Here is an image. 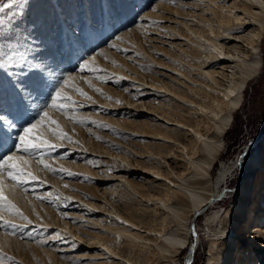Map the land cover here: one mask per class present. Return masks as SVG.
Listing matches in <instances>:
<instances>
[{"label": "bare ground", "instance_id": "1", "mask_svg": "<svg viewBox=\"0 0 264 264\" xmlns=\"http://www.w3.org/2000/svg\"><path fill=\"white\" fill-rule=\"evenodd\" d=\"M0 2H4V0H0ZM111 2L112 0H103L98 4V6L102 4L99 11L101 18L105 19L102 22H108V14H111L112 10ZM122 2L126 3L122 0L116 5L122 4ZM199 2L204 7L202 14L199 16L195 15V12L188 14L191 17H199L198 22H194L191 17L186 18L182 21L186 33L179 29L173 30L176 33H169L172 38L168 39L175 47L170 57L171 63L165 64L164 61L156 60V52L149 48V57L157 61L160 67L167 69L168 82L157 86L154 84L157 83L156 81H148L149 78L145 80L146 76H144L142 80L146 81L147 85L141 83L144 85L143 92L125 93L124 95L127 102L124 110L125 116L133 121H142L141 118H143L142 122H138L142 130L140 132L133 131L130 135L145 137L147 150L139 151L137 148L123 145L115 146L112 153L106 151L105 158L118 166L115 172L111 171V174L107 170L108 175H105L103 171L95 173L91 167H85V174H94L100 178L98 183H94L100 184L103 191L104 201L100 206L95 205L94 202L98 199L89 197V195L81 196L65 186L69 184L65 179L74 177V175H67L69 171L65 170L61 173L57 168V173L50 172L53 174L51 175L48 173L49 171L41 170L42 165L33 161L30 170L38 177V181L29 182L27 185L37 184L36 186L42 190L24 193L20 189L9 186L4 194L24 215L29 216L31 222L38 225L35 231L40 240L38 239L39 242L36 243L28 242L36 233L24 225L29 234L27 242H22L20 237L14 234L11 237L9 229L5 228L2 231L0 228L1 250L4 252L16 251L21 259L27 253L43 257L41 251L44 253L43 255L54 258V253L50 247H47L48 232L57 230L58 233L55 235H61L67 241L65 242L66 246L62 247L63 250H67L64 252H68V249L74 247L82 250L90 248L92 251L88 252H95L90 258L95 262L94 264H174L179 251L185 245L190 247L185 263L192 264L197 243L189 241L191 217L198 215V212L206 205L214 204L223 198V184L233 167L224 166L220 169L215 182H212L211 170L222 154L225 134L234 120V112L243 102L244 91L248 83L260 73L263 63V59L260 57L261 42L264 37V0H233V2L231 0H199ZM92 7L94 13L97 6ZM34 10L36 16L33 19V24L35 25L37 18L38 21L41 20V28H43L39 31L44 35L47 30L51 29L50 17L39 18L49 13L42 9L41 4L34 6ZM131 13L134 14V11ZM205 13L207 15H204ZM129 17L131 18L132 15ZM141 24L140 22L136 29L139 34L143 35L145 41L151 40V34L158 38L159 33L162 32L157 19L153 26L150 23L148 25ZM48 32L47 37L52 39L53 32L51 30ZM78 42L76 44L80 43ZM73 44L75 46V43ZM95 50L96 48L90 52L88 58H85L87 61L95 56V67H97L96 65L105 66L110 71L125 74V72L116 70L113 65L107 66L111 63L110 60L114 59L113 53H95ZM151 53L154 54V57ZM101 59H104V62ZM53 63L52 61L49 64V70L54 69L51 67ZM61 63L60 60L57 61L58 68L52 72L55 74L51 83L56 81L57 73L62 70ZM142 66L139 67L141 74L144 75ZM89 73L90 75L85 78L78 74H70L72 79L69 80V86L66 87L67 93L76 98L71 92L73 91L71 88L74 89L76 86L75 83H72L76 77L78 78L76 82L86 80L94 85L97 82L95 79H98L99 76L94 73L91 76L92 73ZM131 79L133 82L131 81L130 85L136 86L134 81H138V78L131 76ZM86 84L89 85V83ZM151 95L163 96L164 100L154 105L152 99L146 100ZM5 100L7 101L6 98ZM113 105L115 104L113 103ZM47 111L48 115L54 113L51 110ZM59 118L63 119V121L55 120L57 123H62L59 125V130L65 133L70 132L66 127L65 117L59 116ZM76 118L82 119L85 124L83 115L76 112ZM83 124L81 125L83 126ZM72 128L76 131L77 126L73 124ZM40 130L45 138L58 146V151L63 153L66 148L78 149V145L72 138L70 141L55 140L45 128ZM122 132L126 133L124 130ZM86 138L83 136V140H81L83 146L79 145L82 150L76 152L79 159L86 158L79 155L80 152L86 151L83 148L90 149V139L86 142L84 141ZM151 144L160 146V150H157L158 152L150 150L149 145ZM262 147L264 150V143ZM262 150L258 152L257 158L251 160L252 168L261 165L260 157L264 156ZM129 153L134 157L131 158ZM70 154L75 156L74 152ZM49 156L52 154L50 153ZM59 161V166L63 169H74L73 167L76 165L68 162L65 164L63 158H59ZM81 161L84 162V160ZM45 162L48 164L50 161L46 159ZM237 164H239L238 160L234 166ZM134 177L141 178L136 182ZM84 179L90 181L91 178L85 175ZM259 182L262 192H259L258 196L263 199V202H258L257 210V206H254L257 202L253 200V208L251 207L250 213H245L249 203L247 186V189L240 190L239 196L229 210L234 214L237 213L239 219L246 218L245 228L243 227L244 229L241 231L243 233L239 237L253 246L242 247L241 244L239 246L238 241L230 236L227 226L220 227L221 230L217 233L209 225V229L215 232L214 235L226 233L220 237L226 241V244L217 247L211 243L205 264H263L261 258H264V222L260 218L264 217L262 214L264 213V177ZM47 189H52L51 195H56L61 199L60 204L51 203L66 209L69 208V214L72 216L71 221L64 217L57 221L54 220L55 206L37 199V196L48 195L49 193L45 192ZM118 191L126 195H122V200L127 201V211H123L119 207L118 202L121 194ZM108 193H111L110 196H107ZM46 199L48 200V198ZM78 202L82 203L78 204ZM137 203L138 205H136ZM85 204L100 209V212L84 207ZM38 214L46 220L41 221ZM4 219L15 225H17L16 222L26 225L25 221L7 213L4 214ZM0 222L3 224V221ZM45 224L47 226H44ZM86 224L93 225L91 228L98 233L95 238H90L89 241L92 243L86 242L80 232L82 226L88 227ZM70 239L73 240L69 241ZM78 242L80 244L77 245ZM239 243L242 242L239 241ZM85 244L86 246L79 247ZM69 252L72 251L69 250ZM0 255L5 256V254ZM84 256L86 257V254L78 258L85 259ZM54 260L56 259L54 258Z\"/></svg>", "mask_w": 264, "mask_h": 264}, {"label": "rangeland", "instance_id": "2", "mask_svg": "<svg viewBox=\"0 0 264 264\" xmlns=\"http://www.w3.org/2000/svg\"><path fill=\"white\" fill-rule=\"evenodd\" d=\"M100 1L103 0H4V2H0V48H2L5 52L12 51L17 53L15 56V61H19L21 57H24L29 63L38 65L39 67L36 70L44 72L46 79L47 77L51 79L54 78L53 75L55 72H52L55 68H58V64L56 63L60 60L62 62L61 69L63 72L62 70L57 69L59 70V73L56 72L58 76L55 77L57 79L55 82H53V85L59 83L62 80L68 79V76L71 77L70 74H78L82 78L90 75V73L87 71L80 72L78 66L87 61L85 58H88L92 50L87 49L81 52V50H79L80 47H78L76 48V56L74 53L72 54L71 48L74 46L73 43L76 44L78 41L80 42L78 43L82 45L86 44V42L89 43L92 35L96 37L98 41V44L95 46V53H113L114 59H109L111 63H109L107 66L113 65L116 70L125 72V74L116 73L110 71V69L105 66L96 65L97 68L102 69L103 72L94 73V75L99 77L98 79H95L97 82H95L94 85L91 84V87L86 84V80L76 82L78 80L76 77L75 81L72 82L76 84L74 89L83 90L85 93H87V97L91 98L88 99L85 96L79 95L75 91H71L76 96L75 98L71 95V98L73 100L75 99L77 104L76 112L83 115L86 121L82 126L79 123H73L69 119L65 118L66 127L68 131H70L66 133L70 138H72L73 141H75V143L78 145V149L71 150L70 148H66L62 153L61 151H58L57 146L51 152L52 156H49L50 153H45L47 159L52 162H48V165L53 169H63V167L59 166V158H63L65 164H67V162L71 163L72 165L76 164L73 167L74 169H63L73 173L74 175V177H71L70 179H65L66 182H69V184L66 186L81 196L89 195V197L98 199L94 202L95 205L99 206L104 201L103 191L101 190L100 184L94 183H98L100 178L96 177L94 174H85V167H91L95 173L103 171L105 172V175H108L107 170L110 171L109 174H111V171L115 172L118 166L116 163L109 161L108 158H105V155H107L105 154L106 151L108 153H112L115 150V146L123 145H129V147L137 148L139 151L147 150V145H145L146 141L144 140L145 137H134L133 135H130V133H133V131L140 132L142 130L139 127L140 123L138 122H142L143 118H141L142 121H133L132 119L130 120L127 118V116H125L124 110L126 109L125 107L127 102L124 99V95L125 93L133 94L134 92H143L144 85H141V83L143 82L145 85H147L146 81L144 82L142 80L144 76H146L145 80H148L149 78L148 81H156L157 83L154 84L157 86L168 82V78H166L167 69L160 67L157 61L152 59V57H149L150 50L153 49L156 52V60L164 61L165 64L171 63L172 59L170 57L172 56L175 47L168 39L172 38L169 33H176L173 30L177 29L186 33V29L182 21L191 17L188 16V14L190 15L192 12H195V15L198 14L197 16H199L204 10V7L200 4L199 0H148L146 4H144L146 0H143V2L142 0H123L126 1L124 4L122 2L123 6H121V3L116 5L117 2L122 0H112L111 14H108V20H110L108 22L109 24H107V29L110 31L109 32L107 29L104 30L105 22L102 21L105 20L101 18L102 16L99 12L102 4L101 6L99 5L100 7L98 6ZM231 2H233V0H231ZM39 4H41L42 9L49 13L48 15H43L39 19L50 17L49 21L52 25L51 29L49 30L53 32L52 35L54 40L53 37L52 39L47 37L49 35V30H47L44 35L40 33L43 28H41V20L38 21L37 18V20L35 19V25L33 24V19L36 16L34 6ZM92 6L99 7H96L98 11L95 9L96 11L93 13ZM193 6L195 7L193 8ZM133 11L134 14H130V12ZM128 14L129 16L132 15V17L130 18ZM204 15H207V13ZM96 17H98V19H96ZM191 18L194 20V22H198L199 17ZM156 19L160 24V30L162 32L159 33L160 35L158 38L155 37L154 34H151V42L148 40L145 41L143 35L139 34L136 28L139 26L140 22L142 23L141 25H148V23H150L153 26ZM111 44H116L118 48L121 49V51H117L116 49L110 47ZM261 44L262 52L260 57L263 59V63L260 73L248 83L247 88L244 91L243 102L234 112V120L225 134V145L222 154L218 157L211 170V179L212 182H215L220 169H222L224 166L233 167V169L228 174L226 182L223 184V198L214 204L210 203L206 205L201 209L200 212H198V215L191 217L190 234H188L189 241L191 243H197V248L195 249L196 253L194 255V259L192 260V264H205L208 249L211 243L217 247L219 245V247H221L222 245L226 244V241L223 238H220L226 235V233L214 235L215 232L209 229V225H211L212 229L217 233L221 230L220 227L224 228L227 226L230 230V236L238 241L237 243L239 246L240 244L242 247H247V245L250 247L253 246L251 243L249 245L246 241L241 240L239 237V235L243 233L241 231L245 228L244 226L246 223V218L242 217L239 219L237 213L234 214L233 211L229 210L231 209L233 202L239 196V192L242 188L247 189L248 187V202L250 203H248L246 206L245 213H250V209L253 208V200L257 202L254 204L255 207L258 205V202H263V199L259 198L258 196L259 192H262V186H259L258 183H260L259 181L264 177V156L260 157L261 165L258 167H251V160L258 157V152L263 149L262 145L264 143V37L262 38ZM79 54L81 55L79 56ZM152 56L154 57V54H152ZM101 60L104 62V59ZM15 61L12 63L5 61L6 67L4 70L11 72L15 69H18L19 64L15 63ZM52 61L54 63L51 64V67L54 69L49 70L48 67ZM139 66L143 67L144 75L141 74V68ZM91 73L92 76L93 72ZM131 76L138 78V81H134L136 86L130 85L133 82ZM68 86L69 84L67 87ZM131 88L132 90H130ZM96 89H99V92H97ZM71 90L73 89L71 88ZM65 91L67 92V88H65ZM114 92L116 93L114 94ZM4 98L8 99L6 83L4 86ZM149 99H152L153 104L156 105L164 100V97L151 95L146 100ZM111 101L115 105H113ZM32 108L34 114H36L37 118H39V115L42 114H40V105H32ZM47 110H51V108L46 109V111ZM59 116H62V118L65 117L57 112L50 113L49 115L52 120L63 121V119L59 118ZM58 123L56 121V124L62 125L61 122ZM73 124L77 126L76 131L72 128ZM50 127L55 128L56 125H51ZM122 130L126 131V133L122 132ZM40 132L42 131L40 130ZM83 136L87 137L84 140L86 142H88V139H90V149L83 148V150L86 151L80 152L79 155L80 157L86 158L79 159L78 153L76 154V152H78L77 150H82L79 145L83 146V143L81 142V140H83ZM251 146L253 147L250 148ZM149 147L150 150L153 149L152 151L154 152H158L161 148L160 146L154 144L149 145ZM71 152H74L75 156H72L73 154L71 155ZM262 153L264 154V150H262ZM130 155L131 158L134 157L133 154ZM81 160H84V162ZM237 160L239 161V164L234 166V163ZM149 166L151 165L149 164ZM46 172L48 171L46 170ZM48 173L51 174L50 172ZM85 175L86 177L91 178L90 181H88L89 179H84ZM140 178L141 177H134V180L137 182L140 180ZM36 185L37 184H32V186L26 185L25 187L27 188L28 192L41 189ZM23 192L26 193L25 191ZM45 192L47 194L53 192V190L47 189ZM118 192L121 194L119 197L120 203L118 202L120 205L119 207L123 211H127V201L122 200V195H125V193L120 191ZM110 194L108 193L107 196H110ZM43 197V201L47 202L48 205L55 206V211L53 214H56L57 216L55 215V218H53L54 220L57 221L61 217L70 220L72 216L69 214V208L66 209L58 205L61 202V199L58 196L45 195ZM46 198H48V200ZM51 202H57L58 207ZM81 203L78 202V204ZM136 205H138V203ZM85 206L91 210L100 212V209L87 206L86 204L84 207ZM257 208L258 206L256 207V210ZM81 213L83 214V211H81ZM262 214L264 215V213ZM27 217L29 219V216ZM39 218L41 221L46 220L40 215ZM263 219L264 217L260 218L262 222H264ZM16 223L17 225L15 228H6V230L9 229L11 237L13 234L15 236H19L22 242H27L29 237L28 230L25 229L24 226H27V228L30 227V231H35L38 228V225H35L33 222H31V224L26 223V225L22 222ZM0 225H2L1 222ZM86 225H88V227L82 226V228H80V232L82 233L81 235L86 242L92 243L89 241L90 238H95L98 233L94 231L95 229L91 228L93 225ZM44 226L47 225L45 224ZM0 228L2 231L5 230V227L3 226H0ZM35 233V236H32L28 242H39L38 239L40 240V238H38L39 236L37 235L36 231ZM56 233H58L57 230L52 232L49 230V235L47 234L49 236L47 247H50V250L54 253V258L56 260H54L53 256L48 257L47 255H43L44 253L42 251L41 253L43 257L39 255H32V253H27L22 259L19 258V253L13 250H11V252H4L1 250L2 248H0V254H5L6 257L11 258L10 261H5V264L95 263L90 259L91 256L95 254V252H88L90 250L92 251L90 248L82 250L81 248L74 247L72 249H68V252H64L67 250H63L62 247L66 246L67 243L65 244V242L67 241L63 239V236L61 235L56 236ZM73 239L75 240L76 238ZM73 239H70L69 241ZM239 241L244 245L239 243ZM76 244L78 245L80 242ZM83 246H86V244L82 246L80 245L79 247ZM69 250L72 252H69ZM189 250L190 247L185 245L183 249L179 251V255L176 257L174 264H186L185 261ZM83 253L86 254V257L84 256L85 259L78 258L83 256ZM261 259L264 264V258L262 257Z\"/></svg>", "mask_w": 264, "mask_h": 264}, {"label": "snow or ice", "instance_id": "3", "mask_svg": "<svg viewBox=\"0 0 264 264\" xmlns=\"http://www.w3.org/2000/svg\"><path fill=\"white\" fill-rule=\"evenodd\" d=\"M110 47L121 51L116 44H111ZM16 55L17 53L5 52L0 48V221H3L0 226L5 228L16 227L14 223L4 219L5 213L31 224L28 217L4 194L6 188L10 186L26 192L25 186L29 182L38 181V177L30 170L33 161L42 165L41 170L57 173L56 169L45 162L47 159L45 153H51L57 145L45 138L40 129L45 128L56 140L71 139L67 133L59 130V125L49 117L46 109L51 108V111L60 113L73 123H84L82 119L76 118V102L65 91L72 77L52 85L45 78L44 72L36 70L38 65L29 63L24 57L15 61ZM95 59L93 56L91 60L80 64L79 71L103 72L94 66ZM5 61L9 63L15 61L19 68L11 72L6 71ZM85 82L89 83V87L92 86L90 82ZM5 83L8 90L7 101L4 98ZM73 91L87 97L83 90ZM96 91L99 92V89ZM32 105H40L42 114L39 118L34 114ZM50 125H56V128ZM59 171L63 173L65 170ZM67 175L71 176L73 173L67 172ZM48 195L51 196V193ZM37 199L43 200L44 197L37 196ZM10 260V257L0 255V264Z\"/></svg>", "mask_w": 264, "mask_h": 264}]
</instances>
